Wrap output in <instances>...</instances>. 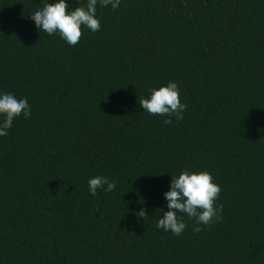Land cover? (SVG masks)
I'll use <instances>...</instances> for the list:
<instances>
[{
  "label": "trees",
  "instance_id": "16d2710c",
  "mask_svg": "<svg viewBox=\"0 0 264 264\" xmlns=\"http://www.w3.org/2000/svg\"><path fill=\"white\" fill-rule=\"evenodd\" d=\"M38 6L0 0V91L32 112L0 137V264H264V0H122L75 46ZM169 81L188 107L164 124L139 99ZM185 169L222 219L176 236L156 223ZM98 175L115 190L92 196Z\"/></svg>",
  "mask_w": 264,
  "mask_h": 264
},
{
  "label": "clouds",
  "instance_id": "9594fccd",
  "mask_svg": "<svg viewBox=\"0 0 264 264\" xmlns=\"http://www.w3.org/2000/svg\"><path fill=\"white\" fill-rule=\"evenodd\" d=\"M41 3L42 6L36 7L29 14L39 30L49 36L58 34L68 45L75 46L82 37V26L92 32L101 30V21L97 16L98 7L111 6L116 10L122 0H86L83 3L79 0L75 7H71L68 0H41ZM139 106L150 115L167 117L164 124H171L172 117L177 121L183 120V114L188 107L181 102L180 88L174 81L149 89V95L139 99ZM21 114L25 119L32 115L27 97L15 92L0 91V137L8 135L15 117ZM170 175L172 179L169 190L163 194L168 210L158 209L163 213L162 217L157 218L158 230L181 235L187 228L183 214L195 220V232L202 231L201 225L207 226L221 221L223 206L217 205L216 201L222 189L214 182L210 172L185 169L177 175ZM115 188V182L105 176L98 175L88 180V191L92 196H96L98 190L112 192ZM139 213L146 214L145 211Z\"/></svg>",
  "mask_w": 264,
  "mask_h": 264
}]
</instances>
